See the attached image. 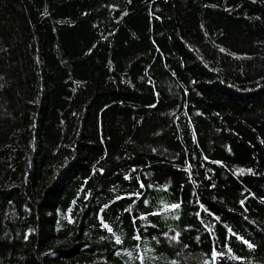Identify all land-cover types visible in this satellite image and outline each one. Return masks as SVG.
Segmentation results:
<instances>
[{"label":"trees","instance_id":"obj_1","mask_svg":"<svg viewBox=\"0 0 264 264\" xmlns=\"http://www.w3.org/2000/svg\"><path fill=\"white\" fill-rule=\"evenodd\" d=\"M0 264H264V0H0Z\"/></svg>","mask_w":264,"mask_h":264},{"label":"snow or ice","instance_id":"obj_2","mask_svg":"<svg viewBox=\"0 0 264 264\" xmlns=\"http://www.w3.org/2000/svg\"><path fill=\"white\" fill-rule=\"evenodd\" d=\"M176 207V206H174ZM107 227V226H106ZM110 230V229H109ZM117 239V242H119V237L116 238ZM173 239H175V237H173ZM214 256L217 255L216 253L213 254Z\"/></svg>","mask_w":264,"mask_h":264}]
</instances>
